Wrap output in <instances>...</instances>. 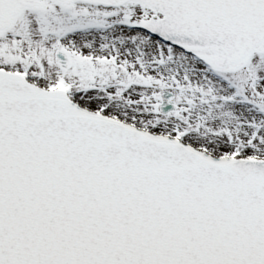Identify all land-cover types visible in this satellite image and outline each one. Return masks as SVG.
Masks as SVG:
<instances>
[{"label": "snow or ice", "instance_id": "6c2138e0", "mask_svg": "<svg viewBox=\"0 0 264 264\" xmlns=\"http://www.w3.org/2000/svg\"><path fill=\"white\" fill-rule=\"evenodd\" d=\"M0 264H264V0H0Z\"/></svg>", "mask_w": 264, "mask_h": 264}]
</instances>
